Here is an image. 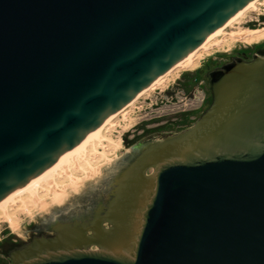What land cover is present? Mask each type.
Instances as JSON below:
<instances>
[{
  "label": "water",
  "instance_id": "obj_1",
  "mask_svg": "<svg viewBox=\"0 0 264 264\" xmlns=\"http://www.w3.org/2000/svg\"><path fill=\"white\" fill-rule=\"evenodd\" d=\"M256 1L0 0V202ZM210 79L192 127L119 162L107 227L58 226L13 263L264 264V51Z\"/></svg>",
  "mask_w": 264,
  "mask_h": 264
},
{
  "label": "rangeland",
  "instance_id": "obj_2",
  "mask_svg": "<svg viewBox=\"0 0 264 264\" xmlns=\"http://www.w3.org/2000/svg\"><path fill=\"white\" fill-rule=\"evenodd\" d=\"M257 29L261 30L258 38L247 32ZM241 32L247 34L239 36ZM262 33L264 0L256 3L254 11H249L228 27L222 38L211 41L206 45L208 49L198 52L188 62L190 65L187 64L171 76L163 78L162 85L147 92L126 113L116 117L114 125L110 124L104 130V135L107 134L101 147L86 150L84 159L90 167L87 168L81 161L80 164L77 163L69 184L64 183L65 176L56 177L54 193L50 190L44 192L40 188L37 198L42 204L49 206L48 212L40 211V207H35L25 198L23 204L17 202L15 206H11L6 215L0 213V238L5 233L10 239L27 237L28 233L38 231L36 226L40 223L44 227L39 233L44 237L50 232L56 233V227L63 225L80 226L89 231L86 225L102 220L103 212L112 202L117 191L114 190L117 168L122 162H126L135 147L146 141L162 140L189 129L209 109L213 101L212 92L207 88L210 82L207 77H201L199 71L204 68L212 72L215 67L221 68L228 60L241 57L243 53L252 60L254 55L259 54L257 50L264 47ZM247 37L250 40L244 39ZM259 42L263 43L257 44ZM83 170L87 172L81 173ZM64 192L69 197L62 200L60 197ZM106 220L103 218L102 227L108 226ZM39 237L40 235H34L31 240Z\"/></svg>",
  "mask_w": 264,
  "mask_h": 264
},
{
  "label": "bare ground",
  "instance_id": "obj_3",
  "mask_svg": "<svg viewBox=\"0 0 264 264\" xmlns=\"http://www.w3.org/2000/svg\"><path fill=\"white\" fill-rule=\"evenodd\" d=\"M259 1L260 0H257L251 6V8L249 10L244 11L242 13H239V14L235 15L234 17H232L224 26H222L218 31H216L210 37H208V39L205 41V43L201 47H199L198 49L194 50L192 53H190L188 56H186L184 59H182L173 69H171L170 71H168L166 74L162 75L149 89H147L141 95H139L138 97H136L135 99H133L123 110H121L112 119V121L108 125L111 124V126H113L114 125L113 121H114V119L116 117H118L123 112L126 113V110L128 108H130L131 106H133V104L140 97L144 96L147 92H149L151 90L153 91L157 86L162 85L163 84V82H162L163 78H166L167 76H171L174 72H177L179 69H181L184 66H186L188 64V62L194 56H196V54L198 52H200L201 50L208 49L207 46H208V44L211 41L218 40V39L222 38V36L225 35V30L228 27L232 26L236 21H239L249 11H254V8H255L256 3H258ZM247 32L255 35L256 38H258L259 35L261 34L260 33L261 30H258V29L257 30H252V31H247ZM245 34H247V33L241 32L238 35L239 36H243ZM230 36L233 37V35H230ZM233 39H234V37H233ZM244 39L250 40V37H247V38H244ZM262 39H264V33H262ZM255 41H256V39L253 40V42H255ZM263 42H264V40H263ZM263 42H259L257 44H261ZM217 43H219V42L217 41ZM224 43H226V42H223V44ZM190 64H188V65H190ZM106 128L107 127L100 128L92 137H90V138L82 141L76 148H74L70 152V154L62 162H60L58 164H55L54 166H52L51 168H49L45 173H43L42 175L38 176L32 182L28 183L25 187H23L17 193H15L14 195H12V196L6 198L5 200H3L2 202H0V213L6 215L8 213V209L11 206H15L17 202H20V203L23 204L25 198H27L28 201L32 202L35 207H38V208L40 207V211H42V212L43 211L44 212H48L47 210H48L49 206H46L45 204H42L41 201L37 198L38 190H40V188H42V190L44 192L45 191L48 192L50 190L51 193H54V190H53L54 185L56 187V180H55V178L58 177V176L59 177L65 176L64 183L70 182L72 180V178H73V175H72L73 173L72 172L75 170V167H76L75 165H77V163L80 164L79 163L80 161L83 164H86L87 165L86 166L87 168L90 167L89 164H87L86 160L84 159L86 150L88 148H95L96 149L97 147L98 148L101 147V145L103 144V141H105V139H106L105 136H106L107 133L104 135V130ZM83 172L86 173L87 171L86 170L85 171L83 170L81 173H83ZM74 185H75V183H74ZM67 196L69 197V194L67 192H64V194H62V197H60V198L62 200H65V197H67ZM78 229L79 230H82L80 226H77V230ZM73 230H75V228H73Z\"/></svg>",
  "mask_w": 264,
  "mask_h": 264
},
{
  "label": "flooded vegetation",
  "instance_id": "obj_4",
  "mask_svg": "<svg viewBox=\"0 0 264 264\" xmlns=\"http://www.w3.org/2000/svg\"><path fill=\"white\" fill-rule=\"evenodd\" d=\"M257 51L261 52V51H264V47L262 48H259ZM255 56V55H254ZM253 56V58H254ZM238 58H241L243 59L244 61H251V59H248L247 58V55L246 53H243L241 57H235V58H231V60H228L227 64L229 63H232L233 61H235L236 59ZM253 60V59H252ZM227 64H224V65H227ZM220 67H215L214 68V71L216 69H218ZM213 72V71H212ZM211 71H209L208 69H204L202 68L200 71H199V75L201 77H207L209 79V82L211 81L210 79V73H212ZM207 88H210V83L207 84ZM211 90V88H210ZM213 97V96H212ZM213 102V101H212ZM212 105V104H211ZM203 116V115H202ZM146 133L143 131V135H145ZM163 140V139H162ZM157 141H161V140H157ZM155 140H149V141H146L144 143H147V142H157ZM143 143V144H144ZM130 158V157H129ZM127 158V159H129ZM150 171V170H148ZM147 171V174H149V172ZM37 224V223H36ZM41 224V223H40ZM40 224H37L36 227H38V231H34L33 233H28L27 237H19V238H8L6 233L2 235V238H0V264H14L13 263V259H14V256L16 255L17 252H20L22 251L26 245H28L29 243H31L33 240L32 237L34 235H40V237H44L42 236L41 233L39 232H42V228L44 226L40 225ZM34 225V224H33ZM35 226V225H34ZM107 227V226H106ZM48 234V233H47ZM56 233H53V232H50L49 235H54ZM33 235V236H32ZM55 236V235H54ZM53 236V237H54ZM48 238V237H47ZM93 249V248H92Z\"/></svg>",
  "mask_w": 264,
  "mask_h": 264
}]
</instances>
